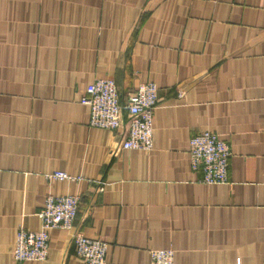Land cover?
<instances>
[{
  "label": "crops",
  "instance_id": "obj_1",
  "mask_svg": "<svg viewBox=\"0 0 264 264\" xmlns=\"http://www.w3.org/2000/svg\"><path fill=\"white\" fill-rule=\"evenodd\" d=\"M120 100L158 87L153 148L123 149L89 124L87 85ZM202 130L230 144L229 182L190 166ZM64 171L76 179H48ZM80 196L44 261L13 259L48 195ZM108 243V264H264V0H0V264H85L72 237Z\"/></svg>",
  "mask_w": 264,
  "mask_h": 264
},
{
  "label": "built area",
  "instance_id": "obj_2",
  "mask_svg": "<svg viewBox=\"0 0 264 264\" xmlns=\"http://www.w3.org/2000/svg\"><path fill=\"white\" fill-rule=\"evenodd\" d=\"M159 101L158 87L153 81L141 82L124 101L120 100L116 82L112 78H97L90 82L80 97L89 107V124L115 130L126 118V133L121 141L123 149L151 150L153 148V114ZM190 166L200 170V181L206 184L229 182L230 144L217 133L202 130L189 139ZM48 179H76L64 171L46 174ZM80 196L77 194L48 195L38 212V230L18 229L13 259L17 262L44 261L48 256L49 231L53 228L71 229L77 215ZM76 254L85 264H108V243L101 238H90L81 232L72 237ZM152 264H174L172 248L150 251Z\"/></svg>",
  "mask_w": 264,
  "mask_h": 264
}]
</instances>
